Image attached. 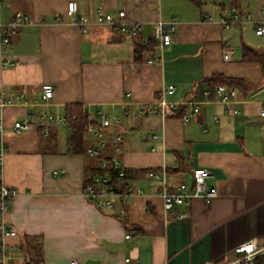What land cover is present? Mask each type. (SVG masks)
I'll list each match as a JSON object with an SVG mask.
<instances>
[{
  "label": "crops",
  "instance_id": "0c3cea01",
  "mask_svg": "<svg viewBox=\"0 0 264 264\" xmlns=\"http://www.w3.org/2000/svg\"><path fill=\"white\" fill-rule=\"evenodd\" d=\"M71 1L78 3L79 16L92 21L99 6L115 16L125 11L141 25L138 39L96 23L81 32L66 15ZM263 1L0 0V24L16 12L30 17L12 40L8 64L0 62V88L28 102L0 110L8 146L3 181L15 191L8 220L18 231L6 239L17 248L8 264H32L24 247L35 248L37 264H223L239 243L256 239L264 245V63L244 59L246 47L264 54V38L255 23L223 30L203 20L234 8L264 20ZM172 20L171 45L157 47L155 25ZM149 42L136 59L135 45ZM150 53L158 58L154 64L146 63ZM215 74L243 81L225 84L237 92L230 106L239 113L227 112L215 93L206 95ZM45 84L55 88L47 108L36 102ZM168 85L176 88L167 99L177 109L149 112ZM186 103L200 105L187 122L174 115ZM72 105L83 106L92 121L100 113L121 118L114 133L123 138L119 157L132 194L110 209L84 197L91 161L68 153L66 124L12 130L27 112L66 115ZM177 167L182 170L168 171ZM196 168L211 170L208 184L217 197L166 211L163 186L185 183L192 189ZM151 171L159 178L150 177ZM179 213L189 217L176 219Z\"/></svg>",
  "mask_w": 264,
  "mask_h": 264
},
{
  "label": "built area",
  "instance_id": "2783aa9c",
  "mask_svg": "<svg viewBox=\"0 0 264 264\" xmlns=\"http://www.w3.org/2000/svg\"><path fill=\"white\" fill-rule=\"evenodd\" d=\"M1 6V5H0ZM79 6L76 1H71L67 5L66 15L70 21L83 33L88 31L89 26L92 23L99 25L110 26L115 32L125 37H129L136 41L139 37L141 25L140 23L131 20L125 11H119L117 16L109 13L103 6H99L96 9L94 21L91 19L78 15ZM259 13L264 16V1L261 3ZM30 17L26 14L16 12L11 16V20L7 24H0V62L8 64L6 58L10 53V46L13 38L20 33V28L29 22ZM206 22H217L223 30H231L238 25L255 23L260 35L264 38V20L262 18L254 20L253 15L250 12H242L240 9L225 10L215 19L212 16H206L203 18ZM176 32V21L171 22H158L153 30V41L157 47L163 48L170 46L172 43V35ZM229 53L225 52L224 57L229 59ZM158 61V58L150 53V57L147 59V64H154ZM175 86L168 85L162 96L159 98L156 107H152L149 112L166 114L168 109L175 111L177 105L167 99V96H171L175 93ZM211 89L207 90L206 95H211ZM216 98L225 105L227 112H232L231 103L236 97V90L228 87L225 84L218 85L215 88ZM55 96V88L52 84H45L43 86L41 96L36 100L37 103L44 107H49L52 99ZM17 102H24L27 104V100L21 93H13L7 96L5 90L0 88V110L2 111L9 105ZM186 109L182 118L184 121H188L189 118L200 111V105L190 106L186 103ZM234 113H239L238 110H234ZM132 112L130 110L125 111V115L129 116ZM89 118L90 124L87 128L88 133L92 134L97 146L87 149V154L91 158L99 156V149L106 145L108 141L107 135L110 136V141L114 148V155L109 160L101 162V167H107L113 165L114 169L118 171V186L113 188L110 186V179L108 176L96 175L93 178L91 184L84 187V197L97 205L100 208L110 209L114 206L116 201H122L124 198L132 194V187L127 184L125 166L118 156L122 152L121 144L123 138L120 134L114 133L117 126L121 124V118L117 115H106L104 113L99 114L98 121H92L90 114L86 112ZM261 117L264 118V110L261 112ZM69 116L61 114H52L48 110L41 112H27L22 120H16L13 123L12 130L16 134L38 129L40 124H50L53 126H59L67 123ZM48 129H46L47 131ZM5 126L3 121L0 120V264H8L12 259V255L16 251L14 245H9L6 242L8 237H15L18 235L17 228L8 220V215L11 209V202L15 195V191L7 186L3 181V164L4 159L8 153V146L4 139ZM48 133V132H47ZM157 136H150V139H156ZM60 171H55L54 174L58 175ZM150 177L159 178V173L156 171L150 172ZM193 185L192 189L187 184L183 183L176 188L170 186H163L160 191V196L163 201V206L166 211L174 210L180 206H190L195 198H203L206 204H210L212 200L217 197L218 192L215 187L209 186L208 180L213 178V173L207 168H196L192 170ZM124 211L121 212L123 216ZM189 215L187 213H179L176 219H186ZM127 239L130 235L126 236ZM234 258L228 260L223 264H256L257 259L264 258V245H259L256 239H251L239 243L233 248ZM130 259H126V263L129 264ZM71 264H79L77 261H73ZM205 264H216L215 262H207Z\"/></svg>",
  "mask_w": 264,
  "mask_h": 264
},
{
  "label": "trees",
  "instance_id": "16d2710c",
  "mask_svg": "<svg viewBox=\"0 0 264 264\" xmlns=\"http://www.w3.org/2000/svg\"><path fill=\"white\" fill-rule=\"evenodd\" d=\"M152 43H148L147 45L143 44H136L135 45V54L136 59H140L142 53L149 49ZM244 59L246 61H254V62H262L264 63V54H259L250 48L244 49ZM242 80L234 79V78H225L222 75L215 74L212 79L210 80V89L212 94L215 92V88L221 84H228L230 86H240L242 85ZM87 110L81 105H72L68 106L66 109V114L69 116L67 119L66 125L69 129V138L67 141V151L68 153L74 154H85L91 161V163L86 167L85 172V181L84 187L88 184H91L93 181L94 176H108L110 179V186L116 188L118 186V171L114 169L113 165H108L107 167H101V162L104 160H109L114 155V148L110 141V136L107 135L106 145L99 149V156L96 158H91L87 154V149L90 147H96L97 143L90 141L87 137L91 135L88 133L87 128L90 124L89 118L86 115ZM185 109H181L178 113L174 114L176 117H182L184 114ZM119 156V155H118ZM182 170L181 167H177L174 169L168 170L169 172H177ZM24 251L30 256V263L37 264L36 259L33 257L35 248L33 250L32 247H24ZM38 253H36V256ZM37 258V257H36ZM39 258V257H38ZM256 264H264V258L257 259Z\"/></svg>",
  "mask_w": 264,
  "mask_h": 264
},
{
  "label": "rangeland",
  "instance_id": "374dc122",
  "mask_svg": "<svg viewBox=\"0 0 264 264\" xmlns=\"http://www.w3.org/2000/svg\"><path fill=\"white\" fill-rule=\"evenodd\" d=\"M65 130H67V128Z\"/></svg>",
  "mask_w": 264,
  "mask_h": 264
}]
</instances>
